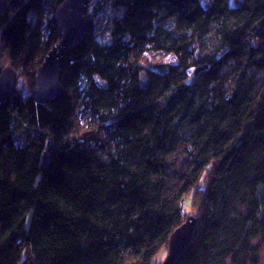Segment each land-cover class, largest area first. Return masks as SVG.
Here are the masks:
<instances>
[{
  "label": "trees",
  "instance_id": "1",
  "mask_svg": "<svg viewBox=\"0 0 264 264\" xmlns=\"http://www.w3.org/2000/svg\"><path fill=\"white\" fill-rule=\"evenodd\" d=\"M20 1L0 52L32 91L0 103V264H154L189 219L176 264H260L264 0H160L145 50L148 0L90 1L53 102L34 80L66 0Z\"/></svg>",
  "mask_w": 264,
  "mask_h": 264
},
{
  "label": "water",
  "instance_id": "2",
  "mask_svg": "<svg viewBox=\"0 0 264 264\" xmlns=\"http://www.w3.org/2000/svg\"><path fill=\"white\" fill-rule=\"evenodd\" d=\"M90 0H66L55 14L60 42L47 54L34 80V97L38 102H53L63 95L62 71L66 55L76 48L89 30L87 20ZM4 15V0H0V31ZM143 89L149 86L146 72L139 75ZM18 76L12 67L0 72V103L18 95ZM48 165L47 153L43 155L42 169ZM196 228L194 219H189L171 238L168 256L162 264H176L179 257L191 243Z\"/></svg>",
  "mask_w": 264,
  "mask_h": 264
},
{
  "label": "rangeland",
  "instance_id": "3",
  "mask_svg": "<svg viewBox=\"0 0 264 264\" xmlns=\"http://www.w3.org/2000/svg\"><path fill=\"white\" fill-rule=\"evenodd\" d=\"M91 5L95 4L96 0H90ZM21 4L20 0H8L7 2V11H13L14 8L18 7ZM160 0H148L143 5V11L139 18L137 35L138 42L140 46L145 50L146 42L148 35L152 32L153 25L158 18L160 11ZM12 9V10H11ZM176 58L173 55H168L161 52H146L145 58L143 60L144 65H151L155 63H176ZM7 67H12L10 62L6 57L0 52V69H5ZM13 68V67H12ZM16 71V70H15ZM18 76L17 89L19 92L24 93L25 95L31 94V87L28 84L27 78L21 72L16 71ZM34 93V91H33ZM191 197L187 198L184 210L186 213L190 212ZM168 256V251L166 249L162 250L157 257L154 258V264H160ZM264 264V246L262 247L261 253V262Z\"/></svg>",
  "mask_w": 264,
  "mask_h": 264
}]
</instances>
